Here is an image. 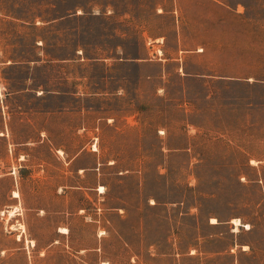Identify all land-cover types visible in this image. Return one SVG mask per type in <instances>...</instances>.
Masks as SVG:
<instances>
[{"label":"rangeland","instance_id":"rangeland-1","mask_svg":"<svg viewBox=\"0 0 264 264\" xmlns=\"http://www.w3.org/2000/svg\"><path fill=\"white\" fill-rule=\"evenodd\" d=\"M0 264H264V0H0Z\"/></svg>","mask_w":264,"mask_h":264},{"label":"bare ground","instance_id":"bare-ground-1","mask_svg":"<svg viewBox=\"0 0 264 264\" xmlns=\"http://www.w3.org/2000/svg\"><path fill=\"white\" fill-rule=\"evenodd\" d=\"M15 194L18 195V193H17L16 191H15ZM233 221H234L235 224L237 225L239 220H238V219H234ZM62 229H63V228H62Z\"/></svg>","mask_w":264,"mask_h":264}]
</instances>
